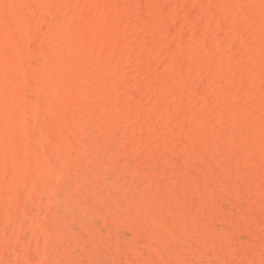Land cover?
<instances>
[{
  "label": "bare ground",
  "instance_id": "bare-ground-1",
  "mask_svg": "<svg viewBox=\"0 0 264 264\" xmlns=\"http://www.w3.org/2000/svg\"><path fill=\"white\" fill-rule=\"evenodd\" d=\"M209 1L210 0H0V202L4 196L3 193L8 194L7 197L5 195L7 206L4 205V207H8L5 216L9 221L15 214L13 210L20 206L26 198H31L32 200L35 198L36 200V195H39L45 190H50L48 188V179L53 178L52 181H54L55 178L59 179V181H56L58 183L67 177L69 170L75 169L77 172V166L82 165V163L88 170L95 166L98 161H101V163H99L102 164V160H100L102 155L99 156V152L103 151L105 147L104 141L106 139L101 140L104 135L103 134L102 136L97 135V140L93 141V134L95 132L92 134V137L90 131L92 132L93 130H91V128L95 127L101 131L104 125L105 127L108 126L109 129H111L112 133H110L109 129V132H107L110 133L111 138L118 141V143L119 141L122 143V148L120 146L118 148L121 150L123 149L124 152H126V155H139L142 158L143 164L137 166L135 171L133 170L134 173L138 174L141 172V168L144 165L148 168H157L164 171V173L160 172L164 174V177H160L161 175L153 178L151 177L150 181L146 182L147 185L143 188V192L147 195L148 193L151 195L155 193L158 186L165 188L166 191L163 201H165V199L166 201H169L173 196L171 194L174 192L173 189H175L176 186L181 187L182 185L180 182L182 177L180 180H178V177L184 171L181 169L183 166H181V164L179 165L175 159H173L174 162L171 163V153H176L173 150H178L177 154L179 153V156L181 154V158H186L194 152V155L196 154V156L198 155L200 157L198 159H203L206 155H202L207 152H205L207 148L204 149V145L213 139H219L224 135H228V129L232 127L234 135L240 138V145L244 149L243 155L245 153L248 158V165L251 171L250 176L248 175L247 168H239V172H237L243 181L247 178V176H249L248 181L243 183L239 181L242 183L239 184L240 188L242 189L244 184L245 193L249 195V198H245L248 199V202H245L250 203L248 207L252 213L257 214V212H264V0H216L214 6L215 11L219 12L218 17H215L212 10L213 8H210ZM189 5L195 8V14H193V9L188 11L187 9H184L188 12V14L183 11V8ZM190 13L192 14V17ZM49 18H52L51 21H49ZM172 40L175 42V45H173L174 42H172ZM28 81L37 83V85L32 86L31 91L20 89V87L14 88L13 86L14 82L27 83ZM38 82H42V84L38 85ZM24 83L22 84L23 87L25 86ZM28 84L30 85L29 82ZM26 86L24 88H26ZM27 88L30 89V87ZM37 117H40L39 119L41 120V125L38 126V130L45 138L47 151H45L44 147V150H41L38 147L36 148V144L42 140H39L38 137L39 141L35 140L37 138L33 136V132L37 128V125L35 122L32 123V121H35L34 119H36L38 122L39 119L37 120ZM105 131L106 130H104V132ZM95 134H97V132ZM41 135L38 134V136ZM110 136L108 135V137ZM108 137L107 139H109ZM233 138L231 141H235ZM215 142L218 144L219 140ZM233 143L234 142H230L227 148L215 146L217 149L220 148V153H218L219 159H217V156L213 155L214 159H224L227 162H231L233 159L235 160V158L239 157L237 154L239 149L237 148L238 151L234 149L237 143ZM41 145H43V143ZM110 145H112V143H110ZM211 145L213 144L211 143ZM73 150H76V157L71 154ZM46 152L51 154L49 155L50 157L52 155H58L57 159L56 157L54 159L58 160L59 166L56 164L57 166L54 168L53 166L56 162H53V169L51 168V162H49ZM212 152L214 151L212 150ZM215 152L212 154L216 155ZM126 155L123 156L124 164H126L125 159L127 161L128 158ZM71 157H74V159L72 160ZM177 158L178 157L176 155V159ZM119 159L121 158L119 157ZM119 159L117 161H119ZM137 159L140 158L137 157ZM137 159H135L136 162H138ZM178 159L181 160L180 157ZM194 159L195 161L197 160L196 158ZM113 163V166H117ZM217 163L213 164L212 162L211 164L214 166ZM219 164L223 165L222 161H220ZM219 164L218 166H220ZM242 164L243 162H241L239 167H241ZM227 165L229 166L230 164ZM113 166V169L110 171L115 169ZM129 166L132 167L131 165ZM129 166L128 168H130ZM228 166L225 165L224 167ZM73 167L75 168L73 169ZM83 168L84 166L80 170H84ZM102 168L103 167H101V170L103 171ZM105 168L107 169V167ZM122 168L126 169L127 166ZM193 168H196V165L195 167L193 166ZM193 168H189L187 171H190V169L192 171ZM213 168L214 167L211 169ZM87 169L85 170L88 171ZM116 169L118 168L116 167ZM206 169L207 168L202 169V171H205ZM232 169L234 170V168ZM222 170L224 171V169ZM91 171H93V169ZM197 171L198 170L193 173L190 172V174L192 173L194 175ZM232 171L230 170V172ZM186 172L184 171V174H186ZM214 172L217 173L216 171ZM219 172L223 173L220 170ZM204 173L208 174L206 171ZM232 173H230V177L232 176L233 178ZM201 174L198 173V177L195 179L198 180L200 177L199 175ZM205 174H203L204 176L201 175L203 176V179L207 178ZM96 175L98 176V174ZM211 175L212 174H210V176ZM215 175L220 176L218 173L213 176ZM145 176L148 177L147 174H145ZM83 177L84 181L86 180L87 182L88 180L86 177L84 175L81 176V178ZM95 178L98 180L99 176H95ZM139 178L141 177L139 176ZM102 179L100 180L104 182L105 178L103 180ZM144 179L146 180L145 177ZM115 181L117 182L118 180ZM115 181L114 183H116ZM74 182L76 183V186L82 184V180L79 177L75 178ZM86 182L84 186H86ZM140 182L138 184H140ZM199 182L201 183V181ZM199 182L195 183V186H197ZM227 183L224 181V184ZM202 184L204 183H201V185ZM217 184L219 183L217 182ZM91 186L93 187L94 185ZM96 186L97 185L94 187ZM130 186L132 187L133 185L130 184ZM203 186L205 187V185ZM226 186H224L225 190L229 192V195H231L233 187L232 190L229 191ZM87 187L89 190V186ZM99 187L95 192H92L95 190L94 188L92 191L90 188V191L92 193H96L101 190ZM140 187H142L141 184L140 186L135 185L134 189H138ZM186 187H188V185ZM183 188L184 187H182V189ZM68 189L67 191L71 195L73 193H70L72 189H69L70 191ZM127 189H130V191L132 190L130 187L126 188V190ZM170 189L172 192H170ZM186 189L187 188H185V190ZM5 190L9 191H6L5 193ZM57 190L60 191L59 189ZM88 190L86 192L89 193L90 191ZM126 190H124L126 192H124L125 194L128 193V190ZM216 190H218V188H216ZM53 191L54 190H52L51 194ZM241 191L242 190L238 193L239 195L242 193ZM105 192L99 191L98 193L105 194ZM185 192L183 191V193ZM136 193L138 195V192ZM136 193H134V195H136ZM235 193L237 194L236 191ZM45 194L47 195V192ZM157 194L158 191L156 195ZM161 194L163 195L164 193ZM24 195L26 198L23 200ZM128 195H131V193L124 196L128 197ZM50 196L51 195L49 194L47 197ZM75 196L71 197L75 198ZM87 196L89 197L88 194ZM133 196H131V198H133ZM233 196H235V194ZM143 197H145V195ZM161 197L159 198L158 195L156 198L161 199ZM179 197H181V195ZM186 197L184 199L181 197L183 199L181 205L183 203V207L185 208L188 204V197ZM105 198L106 197L101 200L102 203L106 202L104 201ZM135 198L132 200L134 201L133 203H137ZM174 198L176 199L175 196ZM199 198L205 199L206 197ZM66 199H69V197ZM77 199L79 201L80 198L77 197ZM84 199L82 201H84ZM146 199H148L146 205L144 204V199H139V201H143L141 206L145 205L147 207V204L150 203H148L150 199ZM175 199H171L172 201L168 202L171 203L170 206L172 203L174 204L173 200L175 201ZM195 199L193 197L192 202L194 201L193 203H197L199 205L197 201L195 202ZM127 200L126 202H128ZM232 200H234V197ZM40 201H38V203L40 202L41 206H39V204L37 205V211H39V213L42 205L45 204L46 206V202L49 203L51 200L49 202L45 201V203H43L42 200ZM82 201H80V203ZM157 201L159 202V200ZM84 202H86V200ZM235 202L237 203L238 201ZM30 203L29 205H31ZM80 203L79 207L82 208L81 206L83 205ZM160 203L161 202L158 203L159 207L156 206V208H162L160 207ZM193 203L191 205L192 209ZM205 203L207 202L205 201ZM2 204H4V202H2ZM36 204L37 203L34 205ZM120 204L122 203L120 202ZM123 204H125V202ZM235 204L233 203V205ZM84 206H86V203ZM150 206L152 207V205H149L148 207ZM180 206L177 208L182 207ZM26 207L27 206H22V208ZM30 207L34 206L31 205ZM79 207L77 208L79 209ZM132 207L135 209V205ZM173 207L174 205L171 208ZM5 209L3 210L5 211ZM130 209L132 211L133 208ZM138 209L140 208L138 207ZM158 209H155L154 216L150 218L153 223L149 227L154 230V235H149L152 237V243H158L162 240L166 241V239H164L166 234L170 235L171 241L174 245L183 241L187 235L191 236V234L196 233L198 237L200 236L199 239H202L205 234L207 235L208 232H206V230H202L205 229L207 224H204V227L200 229L199 224L197 223L200 213H198V217L194 216V213L191 216L187 215V222L180 226V229L176 231V226L174 227L168 225V216V219H166V216L162 215ZM237 209L238 208H236V211ZM0 210H2V208ZM149 210L150 215H152L151 208ZM183 211L186 212L187 210ZM23 212L26 219L27 217H29L28 219L31 218V226L34 228L37 223L43 221V219H39V213L37 215H33H39V217H36L38 219L34 221V217L32 216L33 213L31 214L28 209H24ZM78 212L79 211H77V213ZM224 212H227V210H224ZM247 212H244V215ZM75 213L76 212H74V217L76 216ZM119 213L120 212H118V214ZM227 213H225V215ZM118 214L116 217L117 219ZM177 214L178 213H175L174 215L177 217ZM231 214L234 215L233 211ZM248 214L250 213L248 212ZM106 215L107 214H104L103 217ZM15 216L19 217L17 214ZM148 216L145 218L146 221L150 220L147 218ZM217 217L218 214L214 218L217 219ZM113 218L114 216L111 217L112 221ZM170 218L173 220L172 217ZM207 218H209V216ZM247 218H249V216ZM2 219L0 218L1 225L3 222ZM55 219L56 221H60L57 220L56 217ZM66 219L67 218H65V220ZM73 219L75 220V218ZM125 219H128V225L125 224V226H129V223L132 221V217L124 218V220ZM175 219L177 220L179 218ZM38 220L41 221L38 222ZM14 221L13 226L16 225L17 218H14ZM66 221L63 224H66ZM115 221L116 220L113 222ZM24 222L25 220L18 225L19 229H17L19 231L25 226L23 225ZM60 222H56L57 229L59 228L57 223ZM119 222H121L120 225L124 223V221H121V218L119 219ZM142 222H144V220L140 221V223ZM176 223H178V220ZM138 224H136V229L140 225ZM209 224L212 225V222ZM3 225H5L4 222ZM144 225L145 224L142 223L140 226L144 227ZM211 225L207 226L211 227ZM247 225H249V223H247ZM41 226L39 228H42L40 236L47 237V235L44 234V232L47 233V229L45 228L44 231V227ZM116 226L119 227L117 224ZM29 227L27 226L26 228L29 230L32 229ZM111 227H113V225ZM147 227L148 226L145 228ZM9 228L11 227L9 226ZM34 228L32 229V233L33 231H36ZM250 228L251 227H249L247 231H250ZM35 229H37L38 233V228ZM140 229L141 228H139V230ZM215 229L216 228H214V230ZM64 230L65 229H63V231ZM111 230L109 231L112 232ZM97 231H99V229ZM12 233L11 236L13 235ZM254 233H256V242L251 244L250 242L253 240H250L249 243L251 245L246 243L248 246L245 247V250L237 256V261L240 264H261L259 263L261 259L264 264V237L261 234H258L255 230ZM144 234V239L147 240V233L145 232ZM33 235L34 234H32V236ZM61 235H65V232ZM208 235L213 237L215 234L209 231ZM24 236L19 234L18 240L25 247L27 245V239H25L26 237L24 238ZM93 236L91 235L92 238ZM216 236L217 238L222 237L220 234H216ZM229 236L227 238H223V246H228L232 238L234 240L233 235H231V240ZM140 237H143V235ZM9 238L11 239V237ZM186 238L183 241L184 243L187 242L188 238ZM41 239L42 238H39L38 243L44 245L43 242H40ZM207 239L206 245L209 244H207ZM209 239L208 242L210 241ZM58 240H61L60 243H63L62 239ZM163 241L162 243L164 244ZM171 241L168 242L172 243ZM199 241L201 244L204 243L203 241L201 242V240ZM8 242H11V240ZM8 242V246L9 244L11 245V243ZM94 242H91L92 245ZM115 242L120 241L116 240ZM38 243L37 248L40 249L39 247L41 246L39 245L38 247ZM57 243L55 244L57 245ZM112 243L113 242L109 244H111L113 249H115L113 246L114 243ZM162 243H160V245H162ZM63 244L66 243L64 242ZM187 244L194 245V243ZM212 244L210 242L208 248L214 247ZM17 245L18 243L16 241L15 249H17ZM164 245L163 248H165ZM169 245L167 244L165 246ZM6 246L7 245H4V249ZM125 246L123 245L124 249ZM223 246L222 250L225 249ZM88 247L90 246L88 245ZM161 247L162 246H153L151 251H154L153 254H156L155 257L157 256V261L160 264H163L167 260ZM181 247L183 248V245ZM185 247L187 246H184V252H186V249L189 252L186 254L181 250L184 254H180L186 256L189 253L192 254L195 245L194 247L188 246L186 249ZM81 248L83 249L82 246ZM108 248L111 250V247ZM198 248L199 250H195L196 253L199 252L200 254V250L206 251L203 247ZM47 249L44 254L42 253V257L44 255L43 260L44 262L46 261L45 263H47V260L45 259ZM52 249L53 251H56V248ZM148 249L149 248H145V250ZM179 249L181 248H178V250ZM27 250L26 248H23L22 251L18 250L20 252L17 253L16 264H23V259L28 258L26 257L27 254L29 256L28 260L31 261L30 256H32V254L29 252L31 250L28 249V247ZM143 250L144 248L141 253H144ZM63 251L65 250L63 249ZM167 251L169 252L170 250ZM210 251L212 250H209V253ZM87 252L90 251L87 250ZM137 252L139 254V251ZM170 252L172 253V251ZM170 252L167 254L168 256H171ZM174 252L175 251H173V253ZM213 252L207 255L215 257L218 261L219 257ZM92 254H94V252H91L90 256H92ZM138 254L135 253V256ZM7 255L3 252L2 258L7 260L9 258ZM203 255L199 258L202 259ZM144 256H146V253L142 257ZM178 256L179 255L176 257ZM128 257H130V252ZM128 257L125 259L127 260L131 258ZM149 257H152L153 260L154 255H150ZM234 257L231 259L233 262L229 260L230 264L231 262L232 264H235ZM2 258L1 261H3ZM73 258L76 259V257ZM189 258L187 256L185 258L183 257L182 263L179 260L180 258L177 260L179 261V264L195 263L191 260L190 263ZM194 258L198 257L194 256ZM58 259L59 258H57V260ZM28 260L26 261L27 264ZM71 260L74 259L71 258ZM130 260L134 259L131 258ZM172 260L175 264L174 259ZM96 261H98V259ZM31 262L30 264H33ZM40 262L44 263L42 261ZM40 262L38 261L37 264ZM139 263L142 264L141 261ZM168 263L169 261L167 264ZM52 264H55V262L53 263L52 261ZM68 264H70V262Z\"/></svg>",
  "mask_w": 264,
  "mask_h": 264
},
{
  "label": "rangeland",
  "instance_id": "rangeland-1",
  "mask_svg": "<svg viewBox=\"0 0 264 264\" xmlns=\"http://www.w3.org/2000/svg\"><path fill=\"white\" fill-rule=\"evenodd\" d=\"M215 1L216 0H214V2H213V0H210L209 1V3H210V8L213 10V12H214V14H215V17H218L219 15V12L217 11H215ZM191 6L189 5V6H185V8H183V11H185V13H187L188 14V10H191V9H193V14H195V8L194 7H191ZM184 9H187V11L186 10H184ZM217 13V14H216ZM191 14V13H190ZM189 14V15H190ZM217 15V16H216ZM191 17H192V14H191ZM52 19V18H51ZM51 19L49 18V21H51ZM241 33H243V32H241ZM172 42H174L173 40H172ZM173 45H175V42H174V44ZM176 47V46H175ZM174 47V48H175ZM28 82L30 83V85L28 84ZM27 83H24V82H14L13 83V86H14V88H18V87H20V89H26L27 91H31V88H32V86L33 85H37V83L36 82H30V81H28ZM25 84V86H26V88H24L23 87V85L22 84ZM224 83V82H223ZM42 84V82H38V85H41ZM29 85V86H28ZM27 87H30V89L29 88H27ZM40 117H37V120L39 119ZM35 121H32V123H34L35 122V124L37 125V132H36V129H35V131L33 132V136H35L36 138L38 137L39 138V140L40 139H42V140H40V142H38V144H36V148L38 147L39 149H41V150H44V148H45V151H47V147H46V142H45V138L39 133V130H38V126L39 125H41L40 124V122H41V120L39 119L38 120V122L36 121V119H34ZM37 122V123H36ZM111 128V127H110ZM96 129V130H95ZM109 127L108 126H106L105 127V125H104V127H103V129L101 130V131H99L96 127L95 128H91V130H93L92 132L90 131V134L92 135L94 132L96 133L97 132V134H93L94 135V137H93V135H92V137H93V141H95V140H97V135H100V136H102L103 134V137H102V139L101 140H105L104 141V143H105V147H104V149H103V151H100L99 152V156H101L102 155V157H100L101 159L100 160H102V164H100L101 163V161H98L96 164H95V166H93V167H91L92 169H93V171H95V172H93V171H91L92 169L90 168L89 170L86 168V166L85 165H83V163H82V165H80V166H77V172H76V170L74 169L75 167H73V169L74 170H69L68 171V173L69 174H67V179L66 178H64V179H62L60 182H56L57 180L59 181V179H56L55 178V180L54 181H52L53 180V178H50V179H48V185L50 186H48V188L51 190H54L53 191V193L51 194V192H52V190L50 191V190H45V191H43V192H41L39 195H36L35 197H36V200H35V198H34V200H32L31 198H26L25 197V195H24V197H23V200L25 201H23V205L22 204H20V206H18L16 209H14L13 211H14V216L17 214L19 217H17V216H13V218H11L10 219V221L7 219V217L5 216V214H6V210L8 209V207H6L7 205V202H6V197L8 196V194H4L3 193V198L1 199V202H0V205H1V208H2V210H0V218L3 220V222H4V224L5 225H3V222H2V225L0 226V263H2V264H16V259H17V253H19L20 251H22L23 250V248H26V250H27V247H28V249H30L31 251H29V252H31V254H32V256H30V260L32 261H29L28 260V258H29V256H28V254H27V256L26 257H28L27 259H23V264H25L26 263V261L28 260V264H30V262L31 263H33V264H37L38 263V261L40 262V261H42V262H44V255H43V257H42V253L44 254L45 253V250L47 249V251H46V254H45V256H46V260H47V263H45V264H52V261H53V263L55 262V264L56 263H62V264H68L69 262H70V264H138L140 261H141V263L142 264H160L158 261H157V256L155 257V253L153 254V252L154 251H151L152 249V247L153 246H162L161 248H162V250L164 251V255H165V257H166V260L167 261H165V263H163V264H167V262L169 261V263L168 264H172V262H173V260L172 259H174V261H175V264H179V261L177 260L178 258H180L179 260L181 261V263H182V261H183V257L185 258L186 256L189 258V256H190V258H189V261L191 260L192 262H195V263H193V264H227V262L229 261V260H231V259H233V257H234V255H235V260H234V262H235V264H240V263H238V261H237V256H238V254L239 253H241L242 251H244L245 250V247H247L248 246V244L249 245H251V244H253L254 242H256L255 241V234L256 233H254V230L258 233V234H261L263 237H264V212H262V213H258L257 212V214L255 213H252V211L249 209V204L250 203H246V202H248V199H245V198H249V195L248 194H246L245 193V190H244V184H243V187H242V189L240 188V185L239 184H242L243 182H245V181H248V179H249V176H250V174H251V171H250V168H249V165H248V163H249V160H248V158L246 157V155H245V153H244V155H243V152H244V149L241 147V145H240V138L238 137V136H236V135H234V133L232 132L233 130V128L232 127H230L228 130V135H224L222 138H219V139H213L212 141H209L207 144H203L204 145V149H206L207 148V150H205V152L207 153H204L202 156H205V158H203V159H198V158H200L198 155V157L196 156V154L194 155V152H192L191 154H190V156H188V157H186V158H181V154H180V156L177 154V152H178V150H173L174 152H176V153H174L175 154V157H174V154H172L171 153V157H170V161H171V163L172 162H174L173 161V159H175V161L177 162V163H179V165L181 164V166H183L181 169H183L185 172L187 171V170H189V168H193V166L195 167V165H196V168H193L192 169V171H191V169H190V171H187L186 172V174H184V171H183V173L178 177V180H180V178L182 177V179L180 180V182H181V187H179V186H176V188L175 189H173L174 190V192L173 193H171L173 196V198L171 197V199H175L174 198V196L176 197V199H175V201L173 200V202H174V204L172 203V205L170 206V204L171 203H168V202H170V201H172L171 199L169 200V201H166V199H165V201H163L164 200V196H165V191H166V189L165 188H161V187H159V190H162V191H159L158 190V187H157V191H158V194L156 195V193H157V191L155 192V193H153L152 195L150 194V193H148V195L146 194V193H144L143 192V188L145 187V185H147V183L146 182H148V181H150V179H151V177L153 178V177H155V176H160V177H164V171L163 170H161V169H157V168H148L146 165H144V166H146V167H142L141 169H142V171L141 172H139L138 174H139V176L141 177V178H139V176H138V174L137 173H134L133 172V170L135 171V168L137 167V166H139V165H142L143 164V160H142V158L139 156V155H126V152H124V150L122 149H120V148H118L119 146L121 147L122 145V143L119 141V143H118V141H116V140H114L113 138H111V136H110V133H112V131H111V129H109L110 130V133H107V132H109ZM104 130H106L105 132H104ZM231 130V131H230ZM230 132V133H229ZM36 133V134H35ZM107 133V134H106ZM38 134L39 135H41V136H38ZM106 135H107V137H108V135L110 136V137H108L109 139H107V137H106ZM112 135V134H111ZM99 136V137H100ZM34 137V138H35ZM41 137V138H40ZM226 139H225V138ZM234 137V138H233ZM38 138L37 139H35V140H38ZM232 138L235 140V141H231L232 140ZM239 138V139H238ZM111 139V140H110ZM38 140V141H39ZM219 140V146H218V144L215 142V141H218ZM226 140V141H225ZM108 141V142H107ZM110 141V142H109ZM114 142V143H113ZM221 142V143H220ZM230 142H234L233 144H236L235 145V150L236 151H238L237 150V148L239 149V151L237 152V154L239 155V157H237V158H235V160L233 159L232 161H234V162H227V161H225L224 159H220V160H217V159H219L218 157V153H220V148H227L228 147V144L230 143ZM39 143H43V145H41V144H39ZM109 143V144H108ZM110 143H112V145H110ZM118 143V144H117ZM211 143L213 144V145H211ZM224 143V144H223ZM115 144V145H114ZM120 144V145H119ZM216 144V145H215ZM109 145V146H108ZM114 145V146H113ZM207 146V147H206ZM212 148H211V147ZM215 146H217V147H220V148H218L217 149V147H215ZM44 147V148H43ZM109 147V148H108ZM111 147H113V148H111ZM105 148H107V149H105ZM122 148V147H121ZM208 148H209V152H208ZM211 148V149H210ZM111 149V150H110ZM118 149V150H117ZM105 150V151H104ZM106 150H110L109 152L108 151H106ZM121 150V151H120ZM212 150L216 153V155L215 154H212V153H214V152H212ZM114 151V152H113ZM120 151V152H119ZM236 151H234V152H236ZM103 152H104V154H103ZM180 152V151H179ZM233 152V153H234ZM72 155H74V157H76V150H73L72 151V153H71ZM96 154H98V153H96ZM109 154H111V155H109ZM113 154H114V156H113ZM124 154V155H123ZM211 154V155H210ZM49 155H51V154H49L48 152H46V156H48V158H49V162H51V168H52V164H53V162L55 163L54 164V168L58 165L59 166V164H58V160H56L57 159V157H58V155L57 156H49ZM71 155V156H72ZM117 155V156H116ZM125 156L126 155V157H128L127 158V161H126V159H125V163L126 164H124V161H123V156ZM176 155H177V157L179 158L180 157V159L181 160H179L178 158L176 159ZM217 156V159L215 160L214 159V156ZM235 155V154H234ZM111 156V157H110ZM129 156H131V157H129ZM196 156V157H195ZM202 156H201V158H202ZM241 156H242V158H241ZM56 157V159H54ZM74 157H71L72 158V160L74 159ZM110 157V158H109ZM119 157L122 159H119ZM137 157H139L140 159H137ZM206 157H208V158H206ZM210 157H212V158H210ZM103 158V159H102ZM109 158V159H108ZM115 158H117V159H115ZM125 158V157H124ZM189 158V159H188ZM191 158V159H190ZM193 158V159H192ZM194 158H196L197 160L195 161V159ZM216 158V157H215ZM241 158V159H240ZM53 159V160H52ZM115 159V160H114ZM119 159V161H117ZM135 159H137V161L138 162H136L135 161ZM186 159V160H185ZM188 159V160H187ZM206 159V160H205ZM209 159V160H208ZM211 159H214V160H211ZM240 159V160H239ZM48 160V159H47ZM103 160H105V161H103ZM106 160H108V161H106ZM133 160V161H132ZM207 160H208V162H207ZM248 160V161H247ZM112 161V162H111ZM113 161H114V163H115V165H117V166H113L112 165V163H113ZM184 161V162H183ZM204 161V162H203ZM217 161H218V163H217ZM220 161H222V163H223V165H220L219 163H220ZM238 161H239V163H238ZM246 161V162H245ZM100 162V163H99ZM181 162H183V163H181ZM213 162V164L214 163H217V164H215L214 166H213V164H211ZM241 162H243V164H242V166L241 167H239V165L241 164ZM107 163V164H106ZM113 163V164H114ZM134 163V164H133ZM205 163V164H204ZM57 164V165H56ZM109 164V165H108ZM203 164V165H202ZM212 166H211V165ZM218 164L220 165V166H218ZM227 164H230L231 166H232V168H234V170L231 168V166L229 167ZM127 166V170L125 169V168H122V167H125V166ZM129 165H131L132 167H133V169H132V167H130ZM135 165V166H134ZM186 165V166H185ZM207 165V166H206ZM217 165V166H216ZM228 166V167H224V166ZM84 166V170L85 169H87L88 171H84V170H80L82 167ZM112 166L113 167H115V169L114 170H112V171H110L111 169H113L112 168ZM128 166L130 167V168H128ZM206 166V167H205ZM210 166V167H209ZM246 166H248V167H246ZM88 167V166H87ZM94 167H95V169H94ZM101 167H103L102 169H103V171L101 170ZM105 167H107V169L105 168ZM116 167L118 168V169H116ZM188 169H187V168ZM207 168L205 171L208 173V174H205L204 172L205 171H202V169H205V168ZM212 167H214L213 169H211ZM219 169H218V168ZM89 168V167H88ZM105 168V169H104ZM209 168V169H208ZM215 168H216V170H215ZM231 168V169H230ZM239 168H247L248 169V175L249 176H247V178L246 179H244V181H243V179L242 178H240L239 177V175H238V173L237 172H239L238 171V169ZM53 169V168H52ZM109 169V170H108ZM155 169V170H154ZM157 169V170H156ZM222 169H224V171L222 170ZM101 170V171H100ZM116 170V171H115ZM124 170V171H123ZM154 170V171H153ZM161 170V171H160ZM196 170H198L197 171V173H194V175L192 174L193 172H196ZM219 170L220 171H222L223 173H220L219 172ZM230 170L232 171V172H234V173H232V172H230ZM99 171V172H98ZM115 171V172H114ZM127 171V172H126ZM213 171V172H212ZM214 171H216L220 176H217V175H215V176H213L214 174H217V173H215ZM75 172H76V174H75ZM102 172V173H101ZM112 172H114V173H112ZM131 172V173H130ZM148 172V173H147ZM160 172H163V173H160ZM190 172H192L191 174H190ZM72 173V174H71ZM99 173H100V175H101V177H100V175H99ZM105 173H108V174H105ZM123 173V174H122ZM128 173V174H127ZM134 173V174H133ZM158 173V174H157ZM198 173H203V174H205L206 175V177L207 178H205V179H203V174H201V175H203V176H201V175H199L200 177L198 178V180H196L195 178L196 177H198L197 176V174ZM230 173H232L233 174V178H232V176L230 177ZM73 174H74V176H73ZM82 174V175H81ZM96 174H98V176H99V179L97 180V178H95V176L96 177H98ZM103 174H104V176H103ZM116 174H118V175H116ZM120 174V175H119ZM122 174V175H121ZM133 174V175H132ZM135 174H136V176H135ZM144 174V175H143ZM145 174H147L148 175V177L147 176H145ZM149 174H150V177H149ZM163 174V175H162ZM210 174H212L211 176H210ZM70 175H72V176H70ZM85 176L86 177V179L88 180L87 182H86V180L84 181V177L83 178H81V176ZM105 175H106V177H105ZM126 175H127V177H126ZM132 175V176H131ZM142 175H143V177H142ZM94 176V177H93ZM114 176V177H113ZM129 176V177H128ZM225 176V177H224ZM73 177V178H72ZM77 177H79L81 180H82V184L81 185H77L76 186V183L74 182V180H75V178H77ZM144 177L146 178V180L144 179ZM192 179H191V178ZM70 178V179H69ZM72 178V179H71ZM95 178V182L93 181V179ZM104 179L105 181L104 182H102L100 179ZM127 178V179H126ZM144 180H143V179ZM185 178V179H184ZM190 180H189V179ZM216 178V179H215ZM91 179H92V181H91ZM102 179V180H103ZM187 179V180H186ZM200 179V180H199ZM202 179H203V182H202ZM115 180H118L117 182L115 181ZM120 180V181H119ZM126 180V181H125ZM129 180V181H128ZM184 180V181H183ZM186 180V181H185ZM195 180V181H194ZM216 180V181H215ZM219 180V181H218ZM68 181V182H67ZM73 181V182H72ZM114 181L116 182V183H114ZM141 181V182H140ZM145 181V182H144ZM188 181V182H187ZM199 181H201V183H204V184H202L201 185V183L199 182ZM204 181H206V182H204ZM224 181L227 183V184H224ZM238 181V182H237ZM242 182V183H240V182ZM67 182V183H66ZM85 182L87 183L86 184V186H84L85 185ZM90 182V183H89ZM113 182V183H112ZM140 182V184H141V186L142 187H140V188H138V189H140L141 190V192H140V190H138V189H134V186L135 185H139L140 186V184H138ZM197 182H199L198 184H197V186H195L196 184L195 183H197ZM217 182L219 183V184H217ZM222 182V183H221ZM65 183V184H64ZM89 183V184H88ZM101 183H103V184H101ZM113 185H112V184ZM142 183H144V184H142ZM146 183V184H145ZM185 183V184H184ZM187 183V184H186ZM190 183H191V185H190ZM56 184H58V185H56ZM61 184V185H60ZM64 184V185H63ZM67 184V185H66ZM97 185L96 187H92L91 185ZM118 184H119V186H118ZM130 184H132L133 186L131 187L130 186ZM194 186H193V185ZM55 185H56V187H55ZM112 185V186H111ZM188 185V187H186ZM189 185H190V187H189ZM202 187H201V186ZM203 185H205V187L203 186ZM214 185H215V187H214ZM227 185V186H226ZM52 186H53V188H52ZM75 186V187H74ZM82 186V187H81ZM87 186H89V190H88V187ZM100 186V187H99ZM108 186V187H107ZM110 186V187H109ZM201 187V188H199V187ZM224 186H226V188H228L227 190H229V191H231L232 190V187H233V191H231V195H229V192L228 191H226L225 190V188H224ZM55 187V188H54ZM71 190L72 189V191H70L68 188ZM77 187V188H76ZM84 187V188H83ZM98 187L101 189V190H99L100 192L102 191V192H105V190H106V192H105V194H102V193H98V192H96V193H92V192H95V191H97L98 190ZM113 187H116V188H113ZM120 189H119V188ZM128 187H130L132 190L130 191V189L127 191L126 190V188H128ZM182 187H184L183 189H182ZM196 187H198V188H196ZM79 188V189H78ZM90 188H91V191L93 190V188L95 189V190H93L92 192L90 191ZM106 188V189H105ZM109 188V189H108ZM113 188V189H112ZM147 188V187H146ZM185 188H187L186 190H185ZM215 188V189H214ZM216 188H218V190H216ZM231 188V189H230ZM55 189H56V191H55ZM57 189H59L60 191H58ZM67 189L70 191V193H72L71 195L69 194V192L67 191ZM77 191H76V190ZM104 189V190H103ZM134 189V190H133ZM79 190H81V191H79ZM83 190V191H82ZM90 191L91 192V195H90V192L88 193V192H86V191ZM124 190H126L128 193L127 194H130L131 193V195H128V197H126L127 196V194H125L126 192L124 191ZM148 190V189H147ZM240 190H242L241 192V194L239 195L238 193H240ZM6 191L8 192L9 190H5L4 192L6 193ZM58 191V192H57ZM68 193H67V192ZM74 191H76V192H74ZM183 191L185 192V193H183ZM235 191L237 192V194L235 193ZM239 191V192H238ZM47 192V195L45 194ZM55 192H57V193H55ZM81 192V193H80ZM111 192V193H110ZM125 192V193H124ZM136 192H138V195L140 196H138L137 195V193ZM152 192V191H151ZM160 192V193H159ZM170 192H172L171 191V189H170ZM179 192H181V193H179ZM10 193V192H9ZM43 193V194H42ZM55 193V194H54ZM77 195H76V194ZM80 193V194H79ZM134 193H136V195H134ZM161 193H164L163 195L161 194ZM42 194V195H41ZM49 194L51 195L50 197H47V196H49ZM54 194V195H53ZM57 194V195H56ZM87 194L89 195V197L87 196ZM111 194V195H110ZM150 194V195H149ZM161 194V195H160ZM235 194V196H233ZM5 195H6V197H5ZM41 195V196H40ZM68 195V196H67ZM76 195V196H75ZM82 195V196H81ZM102 195H104V196H102ZM124 195H126V196H124ZM134 195V196H133ZM145 195V197H143ZM158 195H159V198L161 197V199H157L156 197H158ZM181 195V197L183 198L184 196L186 197V195H187V197H188V204H187V207L185 208V207H183V203H182V205H181V202H183V199L185 198H181V197H179ZM183 195V196H182ZM221 195H223V196H221ZM242 195H245V196H242ZM39 196V197H38ZM74 197L75 196V198H72V197ZM79 196H81V197H79ZM102 196V197H101ZM124 196V197H123ZM131 196H133V198H135V200L137 201V203H133L134 201H132V200H134L133 198H131ZM148 196V197H147ZM242 196V197H241ZM44 197V198H43ZM53 197V198H52ZM59 197V198H58ZM69 197V199H66V198H68ZM77 197L78 198H80L79 199V201H78V199H77ZM104 197H106V198H108V199H106L105 198V200L104 201H106V202H101V200H103L104 199ZM138 197H139V199H141V200H143L144 199V204L146 205V202H147V200L148 199H146V198H149L150 200H152V201H148V203L149 204H147V207L149 206V205H152V207L150 206V207H146L145 205H143V206H141V204H143V201H139V199H138ZM142 197V198H141ZM153 197V198H152ZM186 197V198H187ZM193 197H194V199H195V202L197 201L198 203H199V205L196 203H193L192 202V200H193ZM199 197H206L205 199L203 198V199H201V198H199ZM233 197H234V200H232L233 199ZM244 197V198H243ZM5 198V199H4ZM39 200H38V199ZM50 198V199H49ZM55 198V199H54ZM70 198H72V199H70ZM85 198V199H84ZM131 200H130V199ZM179 198H181V199H179ZM236 198H237V200H236ZM239 198V199H238ZM30 199V200H29ZM46 199V200H45ZM49 199V200H48ZM84 199V201L86 200V202H84V201H82ZM128 199V200H127ZM138 199V200H137ZM145 199H146V201H145ZM178 199V200H177ZM201 199V200H200ZM40 200H42L43 201V203H45V201H50L49 203H47L46 202V206H45V204H43L42 205V208H41V211H40V213H39V211H37V205L39 204V206H41L40 205ZM45 200V201H44ZM69 200H70V202H69ZM72 200V201H71ZM76 200H77V202H76ZM126 200L128 201V202H126ZM130 200V201H129ZM155 200V201H154ZM157 200H159V202H161L160 203V207H162V208H160V209H158V207H159V202L157 201ZM180 200V201H179ZM232 200V201H231ZM239 200H242V201H239ZM33 201H35V202H32ZM38 201H40L39 203H38ZM54 201V202H53ZM75 201V202H74ZM80 201H82L81 203H80ZM132 201V202H131ZM135 201V202H136ZM205 201L207 202V203H205ZM235 201H238L237 203L235 202ZM246 201V202H245ZM2 202H4V204H2ZM31 202V203H30ZM72 202V203H71ZM84 202V203H83ZM120 202L122 203V204H120ZM125 202V204H127L128 205V203H129V205L131 206V204L133 203L134 205H135V209H134V207H132V206H134L133 204H132V206L130 207L129 205H128V207H127V205H125V204H123ZM142 202V203H141ZM151 202H152V204H151ZM164 202H166V203H164ZM179 202V203H178ZM190 202H192L193 203V209H192V203H190ZM230 202H232V203H230ZM29 203L31 204V205H33L34 207H30L31 205H29ZM35 203H37L36 205H34ZM42 203V202H41ZM75 203H78V204H75ZM79 203L80 204H82L83 206H81L82 208H80L79 207ZM85 203H86V206H84L85 205ZM233 203L235 204V205H233ZM247 205H246V204ZM75 204V205H74ZM104 204V205H103ZM164 204V205H163ZM167 204V205H166ZM4 205H6L5 207H4ZM23 207H25V206H27L26 208H22V206ZM25 205V206H24ZM78 205V206H77ZM137 205H138V207L140 208V209H138V207H137ZM163 205V206H162ZM174 205V207L173 208H171L172 206ZM182 207H181V206ZM233 205V206H232ZM79 207V209L77 208V207ZM120 206V207H119ZM141 206V207H140ZM146 208H145V207ZM156 206H158L157 208H156ZM166 206V207H165ZM181 207V208H177V207ZM243 206V207H242ZM46 207V208H45ZM118 207H119V209H118ZM167 207H170V208H167ZM188 207H189V209H188ZM242 207V208H241ZM248 207V208H247ZM0 208V209H1ZM6 208V209H5ZM20 208V209H19ZM35 208V209H34ZM44 208V209H43ZM130 208H133L132 209V211H131V209ZM151 208V214L152 215H150V209ZM220 208V209H219ZM227 208V209H226ZM236 208H238L237 209V211H236ZM244 208V209H243ZM245 208H246V210H245ZM3 209H5V211L3 210ZM19 209V210H18ZM26 210V209H28L29 210V212L32 214V216L34 215V214H40V217H39V215L38 216H33L34 217V221H36L38 218H36V217H39V219H43V221H41L42 223H44V224H42L39 220H38V222H40V223H37V225H36V227L35 228H38V233H37V229H35L33 226H31L32 225V223L30 222V220H31V218L30 219H28L29 217H27V219H26V217L24 216V212H23V210ZM40 209V208H39ZM130 209V210H129ZM138 209V210H137ZM155 209H158L159 211H160V213L162 214V215H165L166 216V219H168L169 218V220H168V225H171V226H176L175 228H176V231H178L179 229H180V226H182V225H184L186 222H187V220H186V216L187 215H189V216H191V215H193V213H194V216H196V217H198L199 216V214L198 213H200V216L198 217V221H197V223L199 224V228L200 229H202V227H204V224H207V225H211V224H209V223H211L212 222V225H211V227L210 226H207L206 225V227H205V229H202V230H206V232H208L209 233V231L210 232H213V234H215V235H213V237L212 236H210V235H208V233H207V235L205 236L204 235V239L202 238V239H199V237H198V235L195 233V234H191V236L190 235H187V236H185V238L187 239V242L186 243H184L183 241L185 240V238L183 239V241H180V242H178V244H179V246H178V244L177 245H174L173 244V242L171 241V237H170V235L169 234H166L165 236H164V239H166V241H163L164 242V244L165 245H169V244H171V245H169V246H165L163 243H162V241L161 242H158V243H152L151 241V239H152V237L151 236H149V235H154V230L153 229H151L149 226H151L152 225V221H151V219L150 218H152V216H154V214H155ZM170 209V210H169ZM198 209V210H197ZM218 209V210H217ZM223 209V210H222ZM243 209V210H242ZM248 209V210H247ZM36 210V211H35ZM43 210V211H42ZM45 210V211H44ZM79 211L78 213H77V211ZM87 212H86V211ZM183 210H187L186 212L185 211H183ZM189 210V211H188ZM224 210H227V212H224ZM239 210V211H238ZM16 211V212H15ZM34 211V212H33ZM82 211V212H81ZM198 211H200V212H198ZM232 211H233V213H234V215H232L231 213H232ZM242 211V212H241ZM250 213V214H248V212ZM35 212H37V213H35ZM74 212H76L75 214H76V216L74 217ZM118 212H120L119 214H120V218H121V221L123 222L124 221V223H122L121 225H120V223L121 222H119V214H118ZM212 212V213H211ZM213 212H214V215H213ZM223 212H224V214H223ZM244 212H247L245 215H244ZM118 214V219L116 218L117 217V214ZM168 213V214H167ZM175 213H178L177 215V217L174 215ZM197 213V214H196ZM211 213V214H210ZM225 213H227L226 215H225ZM242 213H243V215H242ZM78 214V215H77ZM103 214V215H102ZM104 214H107L105 217H103L104 216ZM131 215V216H129V215ZM208 214H210V215H208ZM218 214V217H217V219L216 218H214L216 215ZM223 214V215H222ZM240 214H241V216H240ZM148 215H150V216H148ZM230 215H231V217H230ZM255 216V217H253V216ZM261 215V216H260ZM102 216V217H101ZM114 216V218H113V221L114 220H116L115 222H113L112 221V219H111V217H113ZM129 216V217H128ZM146 216H148L147 218L148 219H150V220H147L146 221ZM167 216H168V218H167ZM209 216V218H207ZM214 216V217H213ZM232 216H234V217H232ZM249 216V218H247ZM251 216V217H250ZM55 217L57 218V220H60V221H56V219H55ZM130 217H132V221H131V223H129V226H125V224L126 225H128V219H125L124 220V218H130ZM143 217V218H142ZM170 217H172L173 218V220H171V218ZM228 217V218H227ZM241 217V218H240ZM242 217H244V218H242ZM256 217H257V219H259V220H257L256 219ZM259 217V218H258ZM14 218H17V222H16V225H14L13 226V224H14ZM19 218V219H18ZM23 219V220H21V219ZM36 218V219H35ZM65 218H67L66 220H65ZM73 218H75V220L73 219ZM175 218H179V219H177L178 220V223H176L177 222V220L175 219ZM221 218H222V221H221ZM225 218V219H224ZM232 218V219H231ZM233 218H234V220H233ZM238 218V219H237ZM240 218V219H239ZM250 218H251V220H250ZM252 218H254V219H252ZM64 219V220H63ZM205 219H207V220H205ZM25 220V222H24V224L23 225H25L23 228H21L20 229V231L18 230L19 228H18V225H20L21 224V222L22 221H24ZM77 220V221H76ZM100 220V221H99ZM118 220V221H117ZM144 220V222H142V223H144L145 225H144V227L142 226H140L142 223H140V221H143ZM175 220H176V222H175ZM229 220H230V222H229ZM233 220V221H232ZM13 221V222H12ZM28 221H29V223H28ZM32 221V220H31ZM65 221H66V224H63V223H65ZM220 221V222H219ZM259 221V222H258ZM27 222V223H26ZM56 222H60V223H57L58 224V229L56 228ZM98 222V223H97ZM145 222H147V223H145ZM209 222V223H208ZM251 222V223H250ZM1 223V222H0ZM8 223V224H7ZM85 223V224H84ZM109 225H108V224ZM135 223V224H134ZM140 225H139V224ZM173 223H174V225H173ZM213 223H214V225H213ZM216 223V224H215ZM226 223V224H225ZM228 223V224H227ZM247 223H249V225H247ZM27 224V225H26ZM39 224H41V225H39ZM106 224H107V227H106ZM111 224V225H110ZM114 224H115V226H114ZM116 224L119 226V227H117L116 226ZM133 224V225H132ZM136 224H138L139 225V227H137V229H136ZM198 224H197V226H198ZM220 224V225H219ZM250 224H252V225H250ZM29 225H30V227H29ZM54 225H55V227H54ZM85 225V226H84ZM97 225V226H96ZM113 225V227H111ZM130 225H131V227H130ZM9 226L11 227V228H9ZM29 227V228H34V230H36V231H33V233H32V229H28V228H26V227ZM40 226L41 227H44V231H45V228L47 229V233H45L44 232V234H46L47 235V237L50 239V240H52V241H50L47 237H41L40 236V233H41V230H42V228L41 229H39L40 228ZM62 228H61V227ZM146 226H148L147 228H145ZM243 226H244V228H243ZM247 226V227H246ZM257 226V227H256ZM2 227V228H1ZM7 229H6V228ZM50 227H51V229H50ZM108 227H109V230H111L112 232H110L109 230H108ZM117 227V228H116ZM130 227V228H129ZM249 227H251L250 228V231H247L248 229H249ZM256 227V228H255ZM18 228V229H17ZM26 228V229H25ZM93 228H95V229H93ZM114 228V229H113ZM129 228V229H128ZM139 228H141L140 230H139ZM150 228V229H149ZM209 228H210V230H209ZM214 228H216L215 230H214ZM243 228V229H242ZM3 229V230H2ZM23 229V230H22ZM57 229V230H56ZM61 229H62V231H61ZM63 229H65L64 231H63ZM99 229V231H97ZM116 229V230H115ZM134 229H136V230H138V231H136V230H134ZM145 229V230H144ZM147 229V230H146ZM6 230V231H5ZM22 230V231H21ZM28 230V231H27ZM57 232H56V231ZM114 230V231H113ZM152 232H151V231ZM14 231V232H13ZM18 231H19V233H18ZM30 231V232H29ZM126 231V232H125ZM134 231H136V232H134ZM142 231V232H141ZM147 233V240H145L144 239V237H145V232ZM148 231V232H147ZM4 232H7V233H4ZM13 232V233H12ZM22 232V233H21ZM36 232V233H35ZM60 232H63V233H60ZM64 232H65V235H61V234H64ZM94 232V233H93ZM11 233L13 234L12 236H11ZM14 233H15V237H14ZM26 233V234H25ZM34 234L33 236H32V234ZM91 233H93V234H91ZM97 235H96V234ZM19 234H21L22 236H24V238L25 239H27V245L24 247V245H22V243L18 240L19 238H18V235ZM28 234V235H27ZM48 234H49V236H48ZM216 234L218 235V234H220L222 237L221 238H217V236H216ZM9 235V236H8ZM27 235V236H26ZM35 235H37V236H35ZM45 235V236H46ZM58 235V236H57ZM67 235V236H66ZM91 235L93 236V235H95V236H93V238L91 237ZM143 235V237H140V236H142ZM169 235V236H168ZM196 235V236H195ZM230 235V236H229ZM231 235H233L234 236V240H233V238L231 237ZM6 236V237H5ZM149 236V237H148ZM168 236V237H167ZM214 236H216V237H214ZM226 236V237H225ZM230 237V240H231V238H232V240L230 241V243H229V245L228 246H223L224 245V243H222L223 242V238H227V237ZM9 237H11V239L9 238ZM13 237V238H12ZM58 237V238H57ZM64 239H63V238ZM184 237V236H183ZM196 239H195V238ZM32 238V239H31ZM39 238H42L41 239V241L40 242H43L44 243V245H41V243L39 244L38 243V240H39ZM96 238H98V239H96ZM208 238H210L209 240V242H208V239H207V244L208 245H206V239ZM239 238V239H238ZM242 238V239H241ZM11 240V242H8V241H10ZM31 239V240H30ZM58 239H62V242L64 243H66V244H63V243H60L61 242V240H58ZM94 239V240H93ZM190 239H192V240H190ZM194 239H195V241H194ZM4 240V241H3ZM13 240V241H12ZM30 240V241H29ZM32 240H33V242H32ZM86 242H85V241ZM120 241V242H115V241ZM135 242H134V241ZM199 240H201V242L203 241L204 243H200V241ZM216 240V241H215ZM236 240V241H235ZM250 240H253V241H251L250 243H249V241ZM16 241H17V243H18V245H17V249H15V246H16ZM85 242V244H84V242ZM95 241V242H94ZM133 241V242H132ZM168 241H171L172 243H170V242H168ZM191 241V242H190ZM7 242L8 243H11V245L9 244V246H8V244H7ZM57 243V245L59 246H57L55 243ZM72 242V243H71ZM89 242H90V244L92 245V243L91 242H94V243H96V244H94L93 243V245L91 246L90 244H89ZM111 242H113L114 243V247H115V249H113V247H112V245L111 244H109V243H111ZM147 242V243H146ZM210 242H211V244L212 245H214V247H210V248H208V246L210 245ZM245 242V243H244ZM37 243H38V247H39V245L41 246V247H39L40 249H38L37 248ZM49 243V244H48ZM60 243V244H59ZM88 243V244H87ZM112 243V244H113ZM125 243H126V246H125ZM145 243V244H144ZM160 243H162V245H160ZM181 243V244H180ZM187 243H194V245H195V247H194V245H188ZM196 243V244H195ZM244 243V244H243ZM246 243H248L247 245H246ZM20 244V245H19ZM45 244H46V246H45ZM81 244V245H80ZM83 244V245H82ZM149 244H151V245H149ZM154 244V245H153ZM186 244V245H185ZM4 245H7L6 247H7V249H6V247H5V249H4ZM54 246V247H52V246ZM56 245V246H55ZM80 245V246H79ZM88 245L90 246V247H88ZM123 245L125 246V249L123 248ZM146 245V246H145ZM163 245H164V247L165 248H163ZM174 245V246H173ZM183 245V248L181 247ZM211 245V246H212ZM48 246V247H47ZM72 248H71V247ZM81 246L83 247V249L81 248ZM99 246V247H98ZM132 246V247H131ZM171 246V247H170ZM184 246H187V247H185V249L186 248H188V246L190 247H194V251L192 252V254H188V255H181V254H184V253H186L187 254V252H189L187 249H186V252H184L185 250H184ZM205 246H207V247H205ZM222 246L223 247H225V249L224 250H222ZM46 247V248H45ZM62 247V248H61ZM67 247H68V249H67ZM96 247V248H95ZM108 247H111V250L108 248ZM138 247V248H137ZM198 247H203V249L205 250L206 249V251H203V250H200V254L201 253H203V254H201V256H200V254H199V252H197L196 253V249H198L199 250V248ZM242 247H243V249H242ZM37 248V249H36ZM52 248H56V251H53V249ZM86 248V249H85ZM88 248V249H87ZM108 248V249H107ZM124 250H123V249ZM144 248V250H143V252L144 253H141L142 252V249ZM145 248H149L148 250H145ZM160 248V247H159ZM166 248H169V249H166ZM173 250H172V249ZM174 248H175V250H174ZM177 248V249H176ZM178 248H181V249H179L178 250ZM59 249H61V250H59ZM63 249L65 250V251H63ZM120 249V250H119ZM207 249H209V250H212V251H210V253H212L213 251V253L216 255V256H218L219 257V260L217 261L216 259H215V257H211V255H207V254H210L209 253V250H207ZM5 250V251H4ZM18 250H20V251H18ZM39 250H41V251H39ZM51 250V251H50ZM87 250H89L90 252H87ZM167 250H170V251H172V253L170 252V255L171 256H168L167 254H169V252L167 251ZM181 250L184 252H181ZM197 250V251H198ZM7 251V252H6ZM9 251V252H8ZM38 251H39V253H38ZM53 251V252H52ZM63 251V252H62ZM86 253H89V254H86ZM137 251H139V254H138V252ZM173 251H175L174 253H173ZM3 252H5V255H7V253H8V259L6 260V259H3L2 258V254H3ZM10 252H13V253H10ZM61 252V253H60ZM91 252L93 253L94 252V254H92V256H94V257H92V256H90L91 255ZM128 252V253H127ZM129 252H130V257L132 258V259H134V260H130L131 258L130 257H128L129 256ZM168 252V253H167ZM176 252H178V253H176ZM206 252V253H205ZM27 253H28V250H27ZM57 253V254H56ZM135 253L136 254H138V255H136L135 256ZM146 253V256H144V257H142L144 254ZM181 253V254H180ZM195 253V254H194ZM31 254H29V255H31ZM38 254V255H37ZM52 254V255H51ZM85 254V255H84ZM117 254H120V255H117ZM133 254V255H132ZM175 256H174V255ZM193 254H194V256L195 257H198V258H194V256H193ZM199 254V255H198ZM48 255V256H47ZM83 255V256H82ZM112 255V256H111ZM114 255V256H113ZM128 255V256H127ZM153 256L154 255V257H153V260H152V257H149V256ZM177 255H179V256H181V257H176ZM191 255H192V257H191ZM198 255V256H197ZM202 255H203V258L201 259V258H199V257H202ZM37 256H39V257H37ZM51 256H53V257H51ZM85 256V257H84ZM170 257V258H168V257ZM31 257H33V258H31ZM73 257H76V259L75 258H73ZM130 258V259H125V258ZM174 257V258H173ZM175 257H176V259H175ZM206 257V258H205ZM1 258H2V260L3 261H1ZM57 258H59L60 259V261H59V259L57 260ZM62 258V259H61ZM71 258L72 259H74V260H71ZM154 258H156V259H154ZM71 261H70V260ZM93 259H95V260H93ZM98 259V261H96ZM114 259H115V261H114ZM152 261H151V260ZM34 260V261H33ZM38 260V261H37ZM99 260H101V261H99ZM172 260V261H171ZM177 260V261H176ZM194 260H196V261H194ZM69 261V262H68ZM92 261V262H91ZM147 261V262H146ZM154 261V262H153ZM191 261H190V263H191ZM214 261V262H213ZM215 261H216V263H215ZM232 262H233V260H231ZM262 261V262H261ZM146 262V263H145ZM171 262V263H170ZM219 262V263H218ZM232 262H231V264H232ZM41 263V262H40ZM39 263V264H40ZM44 263H41V264H44ZM58 263V264H59ZM259 263H261V264H263V260L261 259L260 261H259ZM27 264V263H26ZM140 264V263H139ZM173 264H174V262H173ZM189 264V263H188ZM228 264H230V261H229V263Z\"/></svg>",
  "mask_w": 264,
  "mask_h": 264
}]
</instances>
